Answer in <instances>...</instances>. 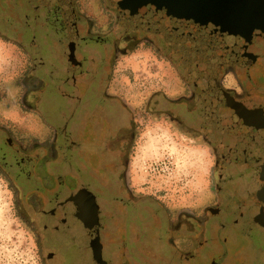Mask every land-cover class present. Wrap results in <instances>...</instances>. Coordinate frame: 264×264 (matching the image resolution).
<instances>
[{
    "label": "flooded vegetation",
    "instance_id": "obj_1",
    "mask_svg": "<svg viewBox=\"0 0 264 264\" xmlns=\"http://www.w3.org/2000/svg\"><path fill=\"white\" fill-rule=\"evenodd\" d=\"M171 2L0 0V41L25 44L14 46L32 59L21 104L34 109L48 80L51 85L47 87L58 91L69 106L61 151L68 154L74 149L82 162L72 170L75 175L59 177L54 169L58 162L45 154L44 143L45 150L36 148L35 140L18 142L0 124V139L6 140L8 148L25 151L33 160L24 185L34 184L35 190L25 203L20 202L19 209L44 264H264V241L244 234L247 244L221 251L225 237L214 234L240 227L242 222L264 234L257 222L258 217L264 218V35L250 32L229 41L188 19ZM43 29L44 33L57 30L60 35L61 65H50L38 53L39 44L56 42L40 36ZM139 47L164 63L175 80L172 95L147 89L138 103L145 116L138 106L131 109L129 98L112 87L118 59ZM155 115L203 140L214 156V188L207 206L199 214H174L167 208L166 219L156 225L127 175L140 119ZM75 128L80 135L73 140ZM0 146L5 148L2 142ZM0 158L1 164L7 160ZM71 164L68 159L61 168L70 169ZM88 164L97 169V175L89 168L90 178L82 180L81 172H86ZM91 184L99 199L90 190ZM81 190L93 198L98 221L109 211L122 216L121 243L102 242L103 229L85 227L87 242L75 247L74 233L66 230L72 218H80L71 196ZM59 191L66 196L54 204ZM135 208L141 214L130 228L129 218L139 214ZM213 217L229 220L213 222Z\"/></svg>",
    "mask_w": 264,
    "mask_h": 264
},
{
    "label": "rangeland",
    "instance_id": "obj_2",
    "mask_svg": "<svg viewBox=\"0 0 264 264\" xmlns=\"http://www.w3.org/2000/svg\"><path fill=\"white\" fill-rule=\"evenodd\" d=\"M39 34L55 38L56 42H51L49 45L39 44L41 47L38 53L42 54L50 65L54 63L61 65L58 59V47L61 42L57 30L44 33L43 29L39 31ZM14 45L17 44L0 41V124L5 126L4 129L10 134L15 135L14 140L18 142L25 140L24 138L35 140L37 143L33 145L36 148H44L41 146L44 143L47 150L45 154L55 157L58 162L54 169L59 172V177L68 173L75 175L76 171L72 170L76 169L75 167L80 168L82 162L80 163L77 159L74 149L70 148L68 154L61 151L64 142L62 130L65 125L64 118L68 115V103L58 91L47 87L51 84H48L49 81L46 80L45 91L40 98L38 95L34 109L29 110L21 104V96L26 90L24 80L30 73L32 59ZM19 45L17 46L20 47ZM113 70V92L122 93L123 97L127 96L132 103L130 108L138 106L137 110L142 116L145 114L138 103L146 97L148 90H166L171 95L174 92L175 80L168 74L166 65L158 58L151 57L145 47H139L133 53L119 58ZM27 82L26 85H28ZM32 83L34 84L35 81ZM158 107L161 109L160 106L156 109ZM140 122L142 125L136 139L134 153L128 160L127 175L131 187L140 196L142 207L149 211L150 219L155 225L166 219L168 209L174 214L177 212L199 214L213 195L214 156L212 152L203 140L178 130L172 123L168 124L164 121L160 115L144 117L140 119ZM75 130L73 140L80 135L78 129L75 128ZM0 142L5 146V148L0 146V156L7 159L2 163L6 171L0 170V264H44L37 254L34 236L19 209L20 202L25 203L26 196L35 190L34 184L24 185L28 182L26 169L29 173L32 169V157H28L25 151H16L14 146L9 149L4 138H1ZM29 146L31 145L29 144L26 148ZM31 152L32 149L27 150L28 154ZM78 155L81 156L79 153ZM68 159L72 163L69 166L71 170L61 168L68 163ZM39 165L42 167L41 163ZM87 166L89 167L86 169L81 168L86 170L81 172L84 173L81 176L82 180L90 178L87 173L89 168L92 175H97V169L94 166L90 164ZM96 178L102 180V176H96ZM47 183L51 185L52 182L47 180ZM90 190L99 199L95 192L96 186L91 184ZM56 194L58 195L53 199L54 204L66 196V193L62 191ZM134 210L139 214H133L129 218L132 223L130 228L135 227L136 224L133 222L141 214V209ZM211 220L224 222L229 219L213 217ZM69 222L66 231L74 233L73 236L77 240L75 247L87 242L85 227L88 228V222L77 217ZM121 225L122 216L109 211L102 214L98 224L92 227L103 229L102 242H112L116 246L121 243L119 240ZM214 234L225 237V244L221 251L231 250L230 247L239 243L247 244L244 234L258 241H264L263 232L248 222H242L240 227L216 230ZM218 244L220 248V243Z\"/></svg>",
    "mask_w": 264,
    "mask_h": 264
},
{
    "label": "water",
    "instance_id": "obj_3",
    "mask_svg": "<svg viewBox=\"0 0 264 264\" xmlns=\"http://www.w3.org/2000/svg\"><path fill=\"white\" fill-rule=\"evenodd\" d=\"M171 3L181 13H186L188 19L229 41L250 32L264 35V0H172ZM71 199L77 203L79 217L88 222V227L96 226L98 215L93 198L90 200L81 190ZM257 222L264 228V218L258 217Z\"/></svg>",
    "mask_w": 264,
    "mask_h": 264
}]
</instances>
